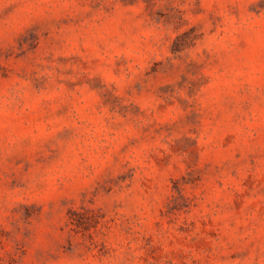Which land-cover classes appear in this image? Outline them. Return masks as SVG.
<instances>
[{
    "label": "clouds",
    "instance_id": "obj_1",
    "mask_svg": "<svg viewBox=\"0 0 264 264\" xmlns=\"http://www.w3.org/2000/svg\"><path fill=\"white\" fill-rule=\"evenodd\" d=\"M0 264H264V0H0Z\"/></svg>",
    "mask_w": 264,
    "mask_h": 264
},
{
    "label": "rangeland",
    "instance_id": "obj_2",
    "mask_svg": "<svg viewBox=\"0 0 264 264\" xmlns=\"http://www.w3.org/2000/svg\"><path fill=\"white\" fill-rule=\"evenodd\" d=\"M89 213V209H84L83 211L76 214V224L84 231H89L99 223L98 221H94V218Z\"/></svg>",
    "mask_w": 264,
    "mask_h": 264
}]
</instances>
